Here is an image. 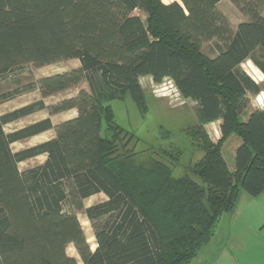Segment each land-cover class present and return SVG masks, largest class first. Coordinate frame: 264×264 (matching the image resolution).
Masks as SVG:
<instances>
[{"label":"trees","instance_id":"16d2710c","mask_svg":"<svg viewBox=\"0 0 264 264\" xmlns=\"http://www.w3.org/2000/svg\"><path fill=\"white\" fill-rule=\"evenodd\" d=\"M220 1L0 0V89L23 65L80 61L0 93V103L34 89L46 97L88 83L55 104L40 99L0 114V264H188L222 215L235 209L241 190L264 191V109L242 118L250 95L262 87L240 67L251 59L264 73L257 54L264 50V0H231L249 18L236 26ZM211 40L215 56L202 50ZM146 75L157 83L170 78L198 102L204 155L191 170L201 182L189 173L173 175L156 151L141 160L144 151H136L133 135L117 124L110 126L111 138L102 134L109 99L130 95L148 112L140 82ZM73 108L77 115L56 125L47 117L4 129L39 110ZM217 120L221 137L214 142L204 126ZM51 128L52 138L12 150V143ZM187 132L195 139L194 130ZM232 134L242 140L234 169L222 153ZM41 154L42 163L19 169V162ZM97 193L107 198L85 207L83 200ZM83 208L95 231L94 250L76 213ZM71 243L82 263L67 253Z\"/></svg>","mask_w":264,"mask_h":264},{"label":"rangeland","instance_id":"374dc122","mask_svg":"<svg viewBox=\"0 0 264 264\" xmlns=\"http://www.w3.org/2000/svg\"><path fill=\"white\" fill-rule=\"evenodd\" d=\"M162 1L169 3L174 0ZM218 8L234 26L249 19L231 0H221ZM133 13L140 15L144 20L146 19V13L141 9H135ZM262 13L264 14V7ZM202 50L210 56H215L218 52L216 40L204 42ZM257 54L258 58L264 61V50L259 49ZM250 60H245L240 67L262 87V90L257 95H250L249 104L242 113L244 120L250 112L264 109V73ZM78 66H80V61L77 58L63 59L42 66H36L33 63L23 65L16 70L18 73L16 77L10 76L1 80L0 93L21 89L26 83L35 81L42 76L63 72ZM14 73L11 72L12 75ZM17 78L21 79L20 83L14 82V79ZM140 82L145 90L148 112L142 114L130 95L123 99H109L106 101V105L110 112H106V117L103 119L102 134L111 138L113 134L110 126L113 123L117 124L133 135L135 150L144 151L140 155L141 160L149 159L152 152L156 151V155H154L169 165L173 175L189 173L195 180L201 182L191 170L196 161L204 155L201 140L204 136L203 130L197 125L198 102L192 98L184 97L170 78H165L157 83L150 75H146L140 78ZM81 89H88L86 81H81L77 85L46 97L42 96L39 89L16 94L0 103V114L40 99L44 100L47 105L55 104L65 98L77 95ZM76 115L77 109L75 108L54 114L43 109L6 124L4 129L6 132H12L47 117L56 125ZM187 129L195 131V139L191 138ZM204 131L214 142H217L221 137L220 124H206ZM54 135L55 129L53 128L12 143L11 148L18 151L46 141ZM128 138L127 136L124 139ZM241 142L239 136L232 134L223 144L222 153L231 169L235 168V152ZM45 159L46 154H41L19 162L18 167L20 170H25L42 163ZM106 198L104 193H97L85 198L83 203L87 207ZM76 213L91 249L94 250L97 243L92 224L87 218L84 208L77 210ZM66 251L79 263H82L74 244H69ZM188 264H264V191L258 196H252L245 190H241L235 209L222 215L215 227L212 239L201 247L197 256Z\"/></svg>","mask_w":264,"mask_h":264},{"label":"crops","instance_id":"0c3cea01","mask_svg":"<svg viewBox=\"0 0 264 264\" xmlns=\"http://www.w3.org/2000/svg\"><path fill=\"white\" fill-rule=\"evenodd\" d=\"M217 124V125H219L220 124V120H217V121H214V122H211V123H209L208 125H210V124ZM51 129H53V128H51ZM50 130V129H49ZM47 131V130H46ZM45 132V131H44ZM53 137V136H52ZM51 137V138H52ZM17 142V141H16ZM15 143V142H14ZM238 145H240V144H238Z\"/></svg>","mask_w":264,"mask_h":264},{"label":"bare ground","instance_id":"6f19581e","mask_svg":"<svg viewBox=\"0 0 264 264\" xmlns=\"http://www.w3.org/2000/svg\"><path fill=\"white\" fill-rule=\"evenodd\" d=\"M251 61V60H250ZM249 64V63H248ZM256 67V66H255ZM258 69V68H257ZM253 70V69H252ZM263 74V73H262ZM260 98V97H259Z\"/></svg>","mask_w":264,"mask_h":264}]
</instances>
